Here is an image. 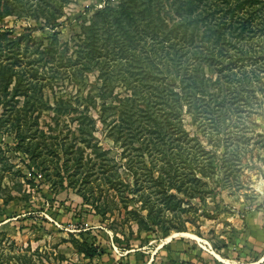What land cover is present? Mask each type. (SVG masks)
<instances>
[{
  "label": "rangeland",
  "instance_id": "obj_1",
  "mask_svg": "<svg viewBox=\"0 0 264 264\" xmlns=\"http://www.w3.org/2000/svg\"><path fill=\"white\" fill-rule=\"evenodd\" d=\"M122 1L0 0L24 14L0 21V64L15 73L0 97V264H264V4L235 69L251 88L167 123L169 103L144 108L193 68L163 65L167 29L136 40L124 66L101 63L107 27L100 56L79 43Z\"/></svg>",
  "mask_w": 264,
  "mask_h": 264
},
{
  "label": "trees",
  "instance_id": "obj_2",
  "mask_svg": "<svg viewBox=\"0 0 264 264\" xmlns=\"http://www.w3.org/2000/svg\"><path fill=\"white\" fill-rule=\"evenodd\" d=\"M259 4H264V0H123L116 10H105L99 14L97 16L99 27L84 30V36L79 43L81 47L88 48L87 54H91V57L100 56L106 45L104 27H107V38L113 44L112 50L101 58V63L114 62L124 66L121 55H127L130 46L136 40L143 39L144 34L150 30L167 29L164 36L168 42L166 48L170 50L167 57L170 58H167L169 61L163 65L166 69L168 65L169 69H174L178 65L181 70L186 61L193 66L192 74H185L174 82L175 88L172 90L166 82L160 83L156 90L158 100L144 109L151 118L156 114L155 110L169 103L170 110H162L167 123H170V119L180 116V114L177 115V108L181 110L185 106L195 111L198 117L203 118L198 110L204 107L206 102L213 101L221 105L235 103L237 101L235 88H241L244 85L251 88L248 75H241L239 79H236L238 74L235 69L239 68L241 61L248 59L250 50L246 51L245 41H249L250 39L246 38L259 27L254 22L258 17L257 10L262 8H253ZM5 9V14L0 13V21L5 16L17 18L24 16L6 7V4ZM112 12L116 15L114 22H111ZM41 14L52 18L55 12ZM165 23H172V26L166 28ZM174 26L178 28V31H175ZM118 27V31H115ZM172 31L175 35L168 37L173 33ZM230 39H233V42ZM53 40L57 41V37ZM172 52L176 54V58L171 57ZM146 62L151 64L152 70L158 67L151 60ZM130 66H136V64ZM14 76L12 68L0 64V97L8 91L7 87ZM152 91L147 95H152ZM251 94L253 95V91ZM143 98L144 96L142 100ZM127 101L142 109L135 98H128ZM143 101L145 105L148 104L149 97ZM156 123L158 124L159 121ZM142 129L147 132L153 131L151 128ZM172 129L169 130L172 131ZM141 133L142 131L138 132V134ZM174 133L180 137L186 136L183 131L176 130ZM2 179H4L3 174L0 176V180Z\"/></svg>",
  "mask_w": 264,
  "mask_h": 264
}]
</instances>
